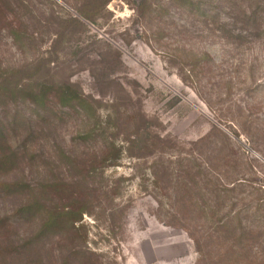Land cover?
Masks as SVG:
<instances>
[{"label":"rangeland","instance_id":"1","mask_svg":"<svg viewBox=\"0 0 264 264\" xmlns=\"http://www.w3.org/2000/svg\"><path fill=\"white\" fill-rule=\"evenodd\" d=\"M191 1L0 0V264H264V6Z\"/></svg>","mask_w":264,"mask_h":264},{"label":"trees","instance_id":"2","mask_svg":"<svg viewBox=\"0 0 264 264\" xmlns=\"http://www.w3.org/2000/svg\"><path fill=\"white\" fill-rule=\"evenodd\" d=\"M190 5L195 4L196 2H192L189 0ZM259 5L264 6V0H259ZM257 9H260L257 7ZM251 19L260 20V16H258L255 12L251 14ZM0 93V97H1ZM30 95L36 99V103L39 104V109L44 112L49 108V104L53 103L52 100L57 99V102L60 103L62 107H72L77 102H84V97L76 89L70 84H53L48 82H40L39 83V92L36 94L34 92H30ZM4 118H0V176L4 175L9 171V168L18 162V155L16 151L19 148H12L11 142L8 139V135L6 133V120ZM23 124H29L27 120L22 121ZM21 123V124H22ZM26 144V142H25ZM30 151V149H29ZM31 157H37L35 153L30 151ZM119 154L116 153L112 156V159L117 160ZM42 156L39 154V159ZM15 189V190H14ZM30 191L31 187L25 183H10V182H0V193L1 192H10V191ZM31 209V208H30ZM7 216L0 217V231L4 229L8 224Z\"/></svg>","mask_w":264,"mask_h":264}]
</instances>
